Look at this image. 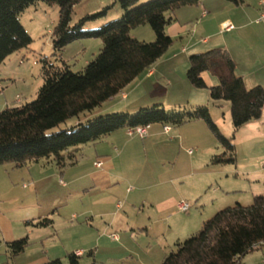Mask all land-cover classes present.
Segmentation results:
<instances>
[{
  "label": "rangeland",
  "instance_id": "rangeland-1",
  "mask_svg": "<svg viewBox=\"0 0 264 264\" xmlns=\"http://www.w3.org/2000/svg\"><path fill=\"white\" fill-rule=\"evenodd\" d=\"M113 1L114 0H80V2L74 6L69 25L72 26L85 15L96 13L103 7L113 4ZM148 1L150 0H139V4ZM215 1L220 4H228L231 6V9L223 13L226 15L227 12L228 15H232L231 18L237 26L236 30H238L241 25H247L248 23V26L243 28L245 32L253 31L264 26V21H262L263 23L259 26L250 25L257 16V12L259 15L258 3L260 0H244L240 7H236L233 3L225 0ZM209 7L217 9L218 4L209 3ZM219 11L222 10L220 9ZM120 15L121 11L119 6L113 4L105 17L86 23L84 30L98 29L108 22L118 19ZM195 15L189 22V29L190 37L194 38V40H198V33L200 31L195 28V23L198 22L200 16ZM263 16L264 9H262V17ZM58 18L59 7L57 5H47L43 2H37L27 7L20 14L19 21L31 37L32 42L27 48L21 49L10 55L0 65V111L4 110L6 107H16L30 102L36 97L38 89L43 84L41 72L43 61L59 67L67 66L72 72L78 73L98 55L102 47V42L99 39H81L74 41L68 44L59 55H54L52 48V31ZM136 34H139V37H141L140 39L144 42L154 41V33L148 25L138 26ZM151 39L153 40L151 41ZM182 47H186L185 43H180L179 40H176L171 45V49H168L169 51L167 50L168 52L163 56L170 57L172 54L178 53ZM183 56L184 55H180L179 57L183 58ZM184 58L188 60V55H185ZM246 58L250 59V56ZM261 63L262 65L264 64L262 61ZM172 64H175V67L180 66L175 69V72L178 73V70H180L181 75L184 76V78L181 79H171L170 82L174 81L173 87L169 84L170 82L167 83L165 79L162 78V80H160L159 73L154 77V79L160 80L158 83L159 89L163 88L170 91L168 98H166V104L168 105L175 101L172 99L176 97V95L182 96V94H184L180 81H183L184 86L190 85L185 76L186 68L181 66V60L174 61ZM243 65L244 67L247 65L246 68H243L247 83H249V81L253 82L254 80L264 85V68L262 69L259 67L257 69L250 61L243 62ZM175 75L178 76V74ZM204 78L205 80L207 78V85L213 86L218 83L217 78L212 77L209 73H205ZM212 81L215 84H212ZM176 82L179 86H175ZM246 86L247 89L251 87L249 84ZM129 88L130 87L125 89L124 93L128 92ZM143 90L145 92L148 91L149 85H142L137 91ZM206 91L208 92L207 89H198V92ZM160 92L161 91H159V93ZM142 94L144 95L145 93ZM142 94L140 96L147 97ZM120 95L121 94L115 96L103 107L97 108L93 116L101 115L98 113L102 112L107 114L121 111L126 112L125 109L127 108H121L122 106L118 104ZM208 101L211 118L218 127L220 133L231 141L236 148L238 147L235 151L236 161L234 164H212L210 162L211 157L213 155H219L223 152V149L214 136L209 133L210 131L208 129L204 131L200 125V128L203 130L201 131L197 127L199 125H194V123L171 128L172 130L179 129V132L185 139L184 142H186V146H184V148L182 147L180 151L177 149V141L175 144L172 143V140V142L169 141V137H172V133L169 136L157 134L154 144L145 146L146 151L142 149L144 141H141L140 138L133 135L127 137L135 139L134 143H131L129 146L130 153L127 151L122 160L114 161L116 173H126L125 171H128L127 173L144 172L145 174L152 173L154 177L159 176L158 178H154V181L151 179L146 182V184L140 186L143 187L142 191L133 192L129 198L131 199L134 196V198L136 197L138 199L144 194L150 197V195L157 192V189H162L165 197L169 198L170 203L168 204L169 207L167 210L159 206V208L154 207L157 210H155L153 214L149 212L152 216L154 215L153 219L156 222L158 221L157 219L162 218V222L156 223L157 225L153 227V229H155L153 231L142 230L144 227L138 221V219L147 218L146 211L150 210L148 209L149 206L146 205L145 212L141 213V202H138V204L132 208V202H128L126 198L125 189L127 187H135L138 189L135 185L131 184L132 186H129V184L120 183L122 190H118L117 195L112 194L116 197L115 200L108 192H103V190L100 191L97 187L88 193V187H90V183L92 184V182L88 179L84 180L83 175L90 172L91 165L87 163L86 157L81 156V154L76 155L79 161L76 166L67 167L65 171L66 178H62V181L67 183L68 180L66 179L70 177L83 180L77 181L67 188H60L58 186V180L60 178L50 177L33 187L29 186L27 189H24L22 187L23 184L28 183L26 178L21 179L20 175H18L20 173H17L14 177L10 176L12 174L11 168L15 165H1V213L7 215L10 219L21 221L25 219V221H27L31 219L24 218L25 212L37 209L43 204H52L54 207L51 208L50 211H52V214L49 215H52L50 218L54 220V226L50 230L53 236L50 237L47 235L44 236L45 238H42V236H37L40 231H33V235L29 236L30 242L26 251L18 255L17 258L9 259V257L8 264H15V262L20 264V261L22 262L29 256L38 254L42 250H48L50 255H54L52 256L54 257L53 259L59 258L63 264H66V255L76 249H84L83 251L85 252L84 256L80 259V264H91L92 259L88 256V251L90 250L93 251L92 253H96L94 256L96 260L95 264H160L164 257L174 250L173 241L176 240V238H172L171 234L178 232L177 229L179 227L185 225L186 228L190 227V231H193L192 234L187 232V236L181 237V240L184 241L190 236L198 233L206 220L211 218L218 210L223 209L224 206L222 205H225V201H231V199L237 195L236 193L227 194L228 191L242 189L246 191L244 193L246 195L244 196L249 197L250 187L245 178L248 177L252 180L254 177H257L261 181L264 179V127H262L263 129L256 135V138L254 137L252 140L249 138L250 134H247L248 132L245 129L247 128L246 126L238 130L233 129L230 104L228 102H213L210 101V99H208ZM157 103L163 106L165 110L174 109L164 106L163 102ZM153 105L156 104H151L147 107H152ZM147 107L145 106L142 108ZM139 109L141 108L129 112V114H133ZM85 114L87 115L88 113ZM85 114L80 115L79 119L81 121L85 119ZM77 119L78 118H71L52 131L68 129L77 122ZM260 124L264 125V116L260 119ZM159 128L160 127L156 125L152 129L158 130ZM187 141H194V143L196 142L198 145L188 144ZM87 148V146H84L83 151ZM188 151H191V153H188ZM56 168L55 165L54 169ZM254 171L256 173L254 174L255 176H253ZM261 183H263V181ZM257 185L256 183L250 182L252 189L257 187ZM113 201L114 205L120 202L123 207L119 211L118 219L112 231L113 234L118 236L116 241L111 240L109 234L108 236L103 234V230L100 226L102 223L98 221L99 219H103L109 224L110 220L105 218V216L102 218L99 214L104 211L109 212L111 207L114 208V205L112 206ZM138 201L140 200L138 199ZM180 201L193 205L188 213H182L176 209L177 203ZM87 209L92 212L86 214L85 210ZM116 211L115 209L113 212L115 215L118 213V211ZM92 213L98 215L95 217L94 223H91ZM72 215L75 219H71ZM168 215L169 218H167ZM112 218L116 217L112 215ZM167 221L170 222L171 225L167 224ZM23 222H21V226H24ZM156 228H158V230H156ZM98 235L100 238L96 241ZM3 250L2 254H4ZM0 257L2 259L5 258L1 255ZM3 262L5 261L3 260Z\"/></svg>",
  "mask_w": 264,
  "mask_h": 264
},
{
  "label": "trees",
  "instance_id": "trees-1",
  "mask_svg": "<svg viewBox=\"0 0 264 264\" xmlns=\"http://www.w3.org/2000/svg\"><path fill=\"white\" fill-rule=\"evenodd\" d=\"M202 0H114L120 8L118 19L95 30H84L86 23L103 18L113 4L87 14L74 25L69 21L80 0H0V65L13 53L27 48L32 39L19 21L27 7L43 2L59 7V18L52 31L54 55L70 43L81 39H99L102 47L81 72H72L43 61V84L36 97L16 107L0 111V166H23L52 158L58 168L73 160L67 150L93 143L120 129L150 127L160 124L179 127L190 121H202L223 152L213 155L212 164L235 163V147L213 122L206 106L193 109L165 110L161 105L141 108L133 114L116 112L95 116L66 129L58 128L71 118L91 113L103 103L121 94L139 75L161 58L174 40L165 34L175 10L197 5ZM235 5L244 0H225ZM148 25L154 41L144 42L130 36L138 26ZM217 78L216 85H207L203 75ZM186 79L195 89H207L213 102L230 104L234 130L264 116V87H245L242 77L223 49H212L188 58ZM72 163V162H71ZM48 220L37 225L45 226ZM11 257L20 255L29 246L26 237L6 244ZM264 245V196H253L248 206L235 203L217 211L206 220L198 233L174 244L161 264H242L241 259ZM92 254V253H91ZM75 252L66 255V264H80ZM47 264H63L54 259Z\"/></svg>",
  "mask_w": 264,
  "mask_h": 264
},
{
  "label": "crops",
  "instance_id": "crops-1",
  "mask_svg": "<svg viewBox=\"0 0 264 264\" xmlns=\"http://www.w3.org/2000/svg\"><path fill=\"white\" fill-rule=\"evenodd\" d=\"M209 3L218 4L217 9H213L212 7H209ZM240 5L241 4L235 5V6L240 7ZM220 9L222 11H219ZM229 9H231V6L228 4H220V3H217L215 0H202L197 5L181 7L175 10L173 13H171L170 17L172 18V21L165 27V30H164L165 34L171 37L174 41L179 40L180 43H185L186 47H182L178 53L176 54L174 53L170 57L162 56L161 58H159L146 71H144L141 75H139L130 85H128L125 88L127 89L128 87H130L128 89V92L124 93L125 89L123 90V92L121 93V95L122 94L123 95L122 96L120 95L119 97L120 101L118 102V104L119 106H122L121 108L123 107L127 108L125 109L126 112L125 111L124 112L125 113L133 112L137 110L138 108H142L145 106L147 107V106H150L151 104L160 105L157 102H163L164 106L166 107L168 106V108H177V107L182 108L183 107V108L193 109L197 106H206L208 108L209 106V101H208L209 95L207 94L208 92L207 91L198 92V89H195L191 87L190 85L184 86L183 81H180V84L183 88L184 94H182V96L176 95V97L174 98L172 97L173 98L172 100H175V101L168 105L166 104L167 102L166 98H168L170 91H167V89H163V88L159 89L158 83L160 80H162V78L165 79L167 83H169L171 79L184 78V76L181 75L180 70H178V73L175 72V69L179 68L180 66L175 67L176 65L174 64L175 65L174 66L172 62L180 59L181 66L185 67L187 71L188 60L187 58H184L185 55H188V58H189V56L193 54L204 53L212 49H223L228 53V55L230 56V58L232 59L234 63L235 74L237 76L242 77L245 83V86L249 84V86H251L250 88L257 86V85L263 87L264 85H262V83L259 81L253 80V82L249 81V83H247L245 79V75L243 73V68H246L247 65H245L244 67L243 62L250 61L253 63V65L257 69L259 67L262 69L264 68V64L262 65L261 63V61L264 62V46H263L264 45V42H263L264 41V26L262 28L255 29L253 31L245 32L243 31V28L248 26L249 24L248 23L247 25H241V27H239L238 30H236L237 26L235 25V22L231 18L232 15H228L227 12H226V15L223 13ZM262 9H264V0L259 1L258 3L259 15L257 12V16L255 17L254 21H252V24L250 23V25L259 26L261 23H263L262 21H264V16L262 17ZM194 15L200 16V19L198 20V22L195 23L196 26L194 25L195 28L200 31L198 33L199 34L198 40H194V38L190 37L189 22L191 18H193ZM224 23L232 24L233 28L229 31H226V30L221 31L220 27ZM137 29L138 27L132 29L130 31V36L134 39L142 41V39H140L141 37H139V34H136ZM152 40L153 39H151V41ZM170 49L171 47L169 48V50ZM180 55H184L183 58L182 57L180 58L179 57ZM249 56H250V59L246 58ZM157 73L160 74V80L154 79ZM175 74H178V76H176ZM185 76H186V73H185ZM205 81H207V78ZM173 82L174 81L169 83L171 84L172 87L174 86ZM212 84H215V83L212 81ZM142 85H149V90L146 92L144 90L137 91ZM175 86H179L177 82ZM159 91L161 92L159 93ZM142 93H145L144 95L147 97L145 98V97L140 96ZM112 99H110L109 101H111ZM109 101L103 103L100 107H103L106 103H109ZM96 110L97 108L91 113H88L87 115L85 114V117H84L85 119L82 121L78 118L77 122L72 126H75L78 123H83L87 121L88 119L95 117L96 115L95 116L93 115L95 114ZM104 112H108V111H104ZM98 114L104 115L107 113L102 112ZM190 123H194V125H199L197 127L201 131L203 130L205 131V129H208L207 126L202 121H198V120L190 121L184 125H189ZM156 125L157 127H160V128L158 130H153L152 128ZM200 125L202 126L203 130L200 128L201 127ZM262 125L260 124V120L251 121L248 124L244 125L247 127L245 129L248 132L247 134H250L249 135L250 139L253 140L254 137L256 138V135L261 131V129H263L262 127H264V125L263 126ZM163 128L164 126L160 124H154L148 127L146 138L141 139V141H144V144L142 145V149L144 151H146L145 150L146 145L154 144V140L157 138V134L161 136H169L172 133L171 135L172 137H169V141L170 142L173 141L172 143L174 144L177 141V144H178L177 149L179 151L182 147L184 148V146H186V142H184L185 139L183 135H181V133L179 132V129L172 130L171 128H176V127H169L170 128L169 131L164 132ZM127 137H128L127 130L120 129L115 132H112L111 134L93 143H89L86 145L79 146L77 148H72V149L67 150V154H71L73 156V160L71 161L72 163L67 162L63 168H58L57 165L55 164V161L52 158H49L46 160L42 159V160H39L38 162H31V163H28V164H25L19 167L14 166L13 168H11L12 174L10 176L14 177V175H16L17 173H20L18 175H20L21 179L26 178L28 183L23 184V186L25 185V187L22 186L24 189H27L29 186L33 187L34 185H37L39 182L44 181L45 179L50 178V177L60 178L58 180V186L60 188H67L73 185L77 181L88 179L92 182V184L90 183V187H88L89 188L88 193L97 187L98 189H100V191L103 190V192H108L114 198V200L116 199V197H114L112 194L117 195V191L122 190L120 183L127 184V185L129 184V186L131 184L135 185L138 189H136L135 187H127L125 189L126 198L128 202L130 201L132 202L131 203L132 208L133 206L135 207L136 204H138V202H141V207H140L141 213L145 212L146 205L149 206L147 207L150 210H147L148 212L146 211L147 218H141V219H138V221L144 227L142 230L153 231L155 230L153 229V227L157 225L156 223L162 222L161 221L162 218L157 219L158 221L156 222L153 219L154 215L152 216L151 213L149 212H152L153 214V212L157 210L154 207L159 208V206H162L164 210H167L169 207L168 204L170 203V200L168 197L167 198L165 197L162 189L161 190L157 189V192L150 195V197L144 194L143 196L138 198L140 201H138L136 197L134 198V196L131 199H129L133 192L142 191L143 187H140V186L146 184V182L150 181L151 179L154 181V178H158L159 176L154 177V175L152 176V173L145 174L144 172L127 173L128 171H125L126 173L124 172L116 173L115 167H114V161L122 160L126 152L130 150L129 149L130 144L134 143L135 141V139H130ZM187 143L198 145L196 142L194 143V141L193 142L187 141ZM84 146H87L88 148L83 151ZM234 147L236 151L238 147L236 148L235 145ZM77 154L78 155L81 154V156L86 157L87 163L91 165V170L89 173H86L83 175V179H77L74 177H70L66 179L68 180V182L66 183L62 181V178H66L65 171L67 167H74L78 164L79 161L76 157ZM97 161L102 162V166L100 168H95L94 166L95 162ZM55 165L57 167L56 169H54ZM24 167L26 168V170ZM254 174H256L255 171L253 173V176H255ZM245 179L249 183V187H250L249 195L250 196L249 197L244 196L246 195L244 194L246 191H243L242 189H236V190L233 189V191H228L227 194L236 193L237 195H235V197H233L231 201H227V202L225 201L224 203L225 205H222V206L224 207L232 206L235 203H240L241 205L248 206L251 204L253 196H257V195L264 196V179H262L263 183H261L262 181L257 177H254L252 180H250L248 177ZM250 182L258 184L257 187L252 189V186H250ZM113 205H114V201L112 203V206ZM51 208H54L52 204H43L39 206L37 209H33L31 211L25 212L24 218L31 219L27 221H25V219L22 221L17 220V219H10V217L0 212V251H1L0 255L5 257L4 259L0 257V264H8L9 257H10L9 259L18 257V256H15V257L10 256L8 249L6 247L7 243L12 242L14 240L24 238V237H26L28 241L30 242L29 236L33 235V231H40L39 235L37 236H42V238H45L44 236H47V235L50 237L53 236L50 231L51 228H53L54 226L53 225L54 220L50 218L52 215L49 216L50 214H52V211H50ZM122 208H123L122 203L118 202V204L114 205V208L111 207L109 212L104 211V212H101V214H99V216H102V218L105 216V218H108L110 220L109 224L105 222L103 219H99L98 221L102 223L100 226L103 230V234L107 236L109 234V236H111V240L113 241H116L118 239V236L113 234L112 231L118 219L119 211ZM115 209L118 211L116 215L115 213H113ZM91 212L92 211L89 209L85 210L86 214H89ZM92 214L93 215H91V223H94V219L98 215L97 214L94 215V213ZM112 215L115 216L116 218H112ZM167 218H169V215L167 216ZM45 219L48 220L47 221L48 223L45 226L37 225L40 221L45 220ZM71 219H75L73 215L71 216ZM128 219H129V216H128ZM21 222L24 223V226H21L22 225ZM167 224H170V222L167 221ZM156 230H158V228H156ZM190 230H191L190 227L186 228V226L184 225L177 229L178 232L171 234L172 238H176V240L173 241V245L176 242L182 241L181 237L187 236L186 235L187 232L189 234H192L193 231H190ZM99 238L100 236L98 235V238H96V241ZM2 250L4 251V254H2ZM83 250L84 249H76L71 253L80 252L81 253L79 257V260H80L85 254ZM88 252H89L88 256L92 259L91 264H95L96 260L94 259V256L96 255V253H92L93 251L91 250ZM37 255H40V256H37ZM52 256L54 255H50L48 250L47 251L42 250L38 254H33L32 256H29L28 258H26L22 262L20 261L19 263L20 264H23V263L24 264H47L50 261L54 260L53 259L54 257ZM55 259H59V258H55ZM3 260L5 262H3ZM263 262H264V245H262V247H260L258 250L246 255L245 257L241 259L242 264H261ZM15 264L17 263L15 262Z\"/></svg>",
  "mask_w": 264,
  "mask_h": 264
},
{
  "label": "built area",
  "instance_id": "built-area-1",
  "mask_svg": "<svg viewBox=\"0 0 264 264\" xmlns=\"http://www.w3.org/2000/svg\"><path fill=\"white\" fill-rule=\"evenodd\" d=\"M233 28V26L229 23H224L221 25L220 29L221 31H229ZM147 129L148 127H136V128H132V129H127V134L128 136H137L139 137L140 139H145L146 136H147ZM164 132H168L169 131V127L168 126H165L164 128ZM188 153H191V151H188ZM95 168H100L102 166V162L101 161H97L95 164H94ZM25 187V185L23 186ZM192 204L190 203H187V202H184V201H180L177 203V210L179 212H182V213H188L190 211V209L192 208ZM114 238V236H113ZM116 239V238H115ZM75 255L76 256H80L81 253L80 252H75ZM261 264H264L261 263Z\"/></svg>",
  "mask_w": 264,
  "mask_h": 264
}]
</instances>
